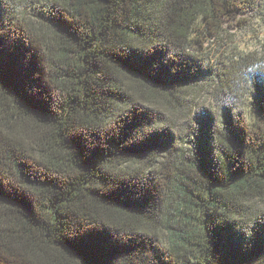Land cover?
I'll return each instance as SVG.
<instances>
[{"label":"trees","instance_id":"16d2710c","mask_svg":"<svg viewBox=\"0 0 264 264\" xmlns=\"http://www.w3.org/2000/svg\"><path fill=\"white\" fill-rule=\"evenodd\" d=\"M263 203L264 0H0V264H264Z\"/></svg>","mask_w":264,"mask_h":264},{"label":"rangeland","instance_id":"374dc122","mask_svg":"<svg viewBox=\"0 0 264 264\" xmlns=\"http://www.w3.org/2000/svg\"><path fill=\"white\" fill-rule=\"evenodd\" d=\"M233 29H231V31H232ZM182 123V121H179V123H178V125L177 126H180V125H182L181 124ZM264 204V203H263Z\"/></svg>","mask_w":264,"mask_h":264}]
</instances>
